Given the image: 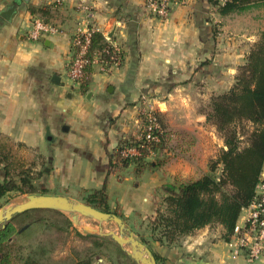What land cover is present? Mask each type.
I'll return each instance as SVG.
<instances>
[{"label":"crops","instance_id":"0c3cea01","mask_svg":"<svg viewBox=\"0 0 264 264\" xmlns=\"http://www.w3.org/2000/svg\"><path fill=\"white\" fill-rule=\"evenodd\" d=\"M8 9L14 11L5 19L1 14ZM233 17L219 16L208 0L173 5L165 21L149 14L144 0H0V134L40 155L57 188L105 185L110 206L119 204L128 216H151L159 201L156 196L155 205L150 202L152 192L173 181L185 161L177 158L146 170L137 180L129 167L119 181L108 174V154L121 138L139 137L140 113L148 107L165 115L172 128L176 122L187 128L206 125L198 104L231 86L248 48L240 58L236 52L225 53L223 40L214 35L216 23L224 25ZM33 19L60 32L30 40ZM90 24L120 48L123 59L106 70L93 65L82 93L80 84L68 78L70 43L76 30ZM150 157L145 160L155 163ZM226 243L221 226H207L178 246H157L155 251L165 264H249L242 257L231 258ZM257 262L264 264V258Z\"/></svg>","mask_w":264,"mask_h":264},{"label":"trees","instance_id":"16d2710c","mask_svg":"<svg viewBox=\"0 0 264 264\" xmlns=\"http://www.w3.org/2000/svg\"><path fill=\"white\" fill-rule=\"evenodd\" d=\"M214 12L221 17L239 15L252 9H263L264 0H208ZM40 13L43 11L38 10ZM31 14L36 10L29 9ZM87 50L89 60L85 67V78L80 84V91H86L89 77L93 72L92 59L97 55L103 62L104 69L110 68L115 62L112 44L97 31H92ZM123 53L119 52V64ZM203 63L201 66H205ZM159 126L155 132L159 142L150 143L149 149L164 157L165 161L148 162L149 151L140 148L141 139L148 124L147 112L140 113L141 130L136 137H123L117 147L108 154V174H113L121 181L125 171L131 167V173L137 180L144 171L160 168L171 159H182L193 163L192 152L195 139L187 132L174 130L168 125L160 111L152 113ZM205 123L214 128L222 141V147L215 158L211 159L206 170L195 177H175L173 181L160 186L155 194L158 203L154 215L149 218L146 226L148 236L137 233L138 240L147 245L153 254L156 264H165V258L150 249L149 242L163 247L178 246L181 241L204 227L219 225L223 229V239L228 242L241 213L256 198L257 185L262 182L261 174L264 166V33L250 46L244 55L242 64L236 68L233 83L226 90L209 97L201 113ZM136 147L139 155L128 157L124 155L127 148ZM168 154V155H167ZM171 156V157H170ZM0 201L9 194L46 195L40 191L38 182L43 177V171H34L22 162H12L8 153L0 148ZM77 201L104 213H110L123 222L122 211L108 204L106 187L85 190L78 189L74 197ZM43 210H30L16 215L10 222L0 228V264H40L30 256H22L17 240L26 235L19 232L22 226L36 224L33 214ZM62 216L61 213L46 210ZM138 216V214H134ZM66 227L71 225L64 218ZM50 226L60 227L51 223ZM143 227L140 224L139 230ZM133 229V228H131ZM90 238L92 247L84 259L74 264H92V257L99 252L102 243H111L120 258L127 264H136L126 252L111 239L93 235H81ZM111 262V260H108Z\"/></svg>","mask_w":264,"mask_h":264},{"label":"rangeland","instance_id":"374dc122","mask_svg":"<svg viewBox=\"0 0 264 264\" xmlns=\"http://www.w3.org/2000/svg\"><path fill=\"white\" fill-rule=\"evenodd\" d=\"M234 16L235 17L233 18H229V22H224V25L221 23H216L215 25L218 26L214 27V35L219 38V40H223L225 53L236 52L237 56L240 58V55L242 51L245 50V47H248L246 48V51L249 50L250 46L259 39L262 33H264V10L252 9L245 13ZM222 26H225L223 31L219 29ZM228 74L231 75L232 72L229 71ZM225 77L227 78L228 75ZM206 102L201 101L199 104L197 103L199 105V113H201L202 109L206 105ZM165 120L168 121L167 118H165ZM191 127L192 128H187L183 126V124L181 125L177 122L173 127L175 128L174 130L187 132L192 135L194 139H198V146H194L197 148H195V150L193 149L191 154L194 162H182L183 164L181 169L178 170V173L173 174V177H180V173L182 172L185 173L186 177L197 175L200 172H203L204 168L207 169V163L216 157L218 151L221 148L219 145H221L222 141L216 134L213 127L207 124L204 125L202 129H197L193 126ZM0 148H2V151L4 150V152L8 153V156L12 162L17 163V161H20L27 167L31 166L34 171H43V177L38 182L40 191L46 192V195L65 196L69 199L77 201L74 198L76 194V190L74 188L70 189L69 191H63L57 188L56 185H53V180L49 178V172L46 170V161L43 160L41 156L35 153L32 149H29L22 144L15 143L10 138L3 136L2 134H0ZM165 157L167 156H159V158L152 156L150 158H155L156 162L161 163L162 161H165ZM174 161H176V159L169 160L167 165ZM186 165L188 167L185 168L184 166ZM188 169L189 172H187ZM191 172L194 173L191 175ZM23 196L25 195L9 194L0 201V209L16 201L17 198ZM156 196L157 195L154 191L152 192L151 197H149L150 202H153L154 205ZM111 206L110 207L112 209L118 206V209L122 211L119 204L117 203H114ZM153 215L154 212L151 216H135L134 214H130L128 216L123 214L124 217H127L124 224L132 231L136 238H138V236L135 232H141L145 236H148V230L146 226L148 224L149 218ZM32 217L37 219V222H35L36 224H29L28 227L23 230L26 231V235L22 238H19L16 245L20 247V253L22 256H30L40 264H74L79 259H84L88 253V250L92 247V240L90 238H82L81 236H77L76 233L86 235V233L83 231V227H89L95 230L101 228L103 231L118 230L117 226L112 222L98 223L92 219L81 216L79 217V225H77L66 215L62 214V216H59L46 210L36 212ZM64 218L70 221L71 225L69 227L65 226ZM51 223L60 228L56 229L55 227L50 226ZM140 224H143L141 230L138 228ZM145 246L147 247V245ZM149 246L151 250L155 251L156 247L160 245L151 241L149 242ZM98 250L99 252L94 254L92 257V264L128 263V261H125L124 259L117 256L118 254L115 252V249L111 243H102V246ZM109 259L111 262L108 261ZM254 263L258 264L259 262L256 261Z\"/></svg>","mask_w":264,"mask_h":264},{"label":"built area","instance_id":"2783aa9c","mask_svg":"<svg viewBox=\"0 0 264 264\" xmlns=\"http://www.w3.org/2000/svg\"><path fill=\"white\" fill-rule=\"evenodd\" d=\"M184 0H144V7L148 13L160 20L165 21L171 12L172 6L182 3ZM93 25H88L85 29H78L71 38V50L73 53L72 61L68 69V78L73 84H78L85 78V67L89 60L87 58V50L90 44V35L95 31ZM60 32L59 28L44 22L40 19H33L29 25L27 36L30 40L37 41L41 38L56 35ZM113 53H115L112 66L119 65L120 48L112 45ZM92 65H98L101 69L103 62L98 60L97 55L92 59ZM157 111L153 108H146L148 124L141 137L143 143L140 148H146L149 156L154 153L149 149L150 143H158L159 140L155 136V132L159 130V126L152 114ZM140 140V137L138 138ZM124 155L135 157L139 155L136 147L127 148ZM257 198L242 212L240 222H237L230 240L226 243L231 258L236 259L242 257L247 263H254L264 258V183L260 182L256 188Z\"/></svg>","mask_w":264,"mask_h":264},{"label":"water","instance_id":"95a60500","mask_svg":"<svg viewBox=\"0 0 264 264\" xmlns=\"http://www.w3.org/2000/svg\"><path fill=\"white\" fill-rule=\"evenodd\" d=\"M13 9L4 11L1 16L5 19L13 14ZM42 40V39H41ZM58 77H53L52 82L57 83ZM30 210H51L66 215L70 220L79 225V217L92 219L98 223L112 222L117 226V231H103L83 227L86 235H98L109 238L122 248L126 254L136 264H156L151 251L141 243L128 229L124 222L117 216L96 210L81 202L69 199L65 196L54 195H25L19 197L16 201L0 209V228L10 222L16 215ZM28 225L22 227L19 232L26 229Z\"/></svg>","mask_w":264,"mask_h":264}]
</instances>
